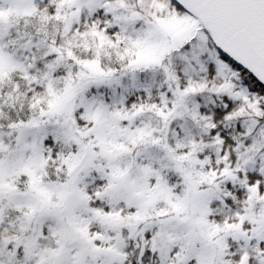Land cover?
Instances as JSON below:
<instances>
[{"label": "snow or ice", "instance_id": "6c2138e0", "mask_svg": "<svg viewBox=\"0 0 264 264\" xmlns=\"http://www.w3.org/2000/svg\"><path fill=\"white\" fill-rule=\"evenodd\" d=\"M0 264H264V0H0Z\"/></svg>", "mask_w": 264, "mask_h": 264}]
</instances>
